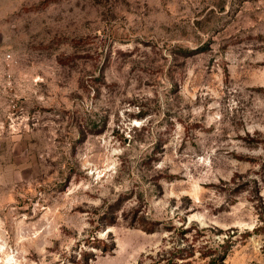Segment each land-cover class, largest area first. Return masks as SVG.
Masks as SVG:
<instances>
[{
	"label": "rangeland",
	"instance_id": "374dc122",
	"mask_svg": "<svg viewBox=\"0 0 264 264\" xmlns=\"http://www.w3.org/2000/svg\"><path fill=\"white\" fill-rule=\"evenodd\" d=\"M173 261L264 264V0H0V264Z\"/></svg>",
	"mask_w": 264,
	"mask_h": 264
},
{
	"label": "trees",
	"instance_id": "16d2710c",
	"mask_svg": "<svg viewBox=\"0 0 264 264\" xmlns=\"http://www.w3.org/2000/svg\"><path fill=\"white\" fill-rule=\"evenodd\" d=\"M259 227H261V226H259ZM262 227H263V226H262ZM151 231H153V230H150V232H151ZM168 264H178V263H176V262L173 261V262H170V263H168ZM179 264H182V263H179Z\"/></svg>",
	"mask_w": 264,
	"mask_h": 264
}]
</instances>
